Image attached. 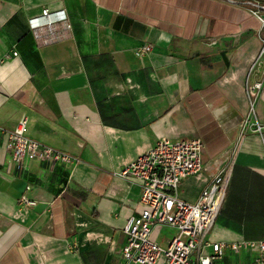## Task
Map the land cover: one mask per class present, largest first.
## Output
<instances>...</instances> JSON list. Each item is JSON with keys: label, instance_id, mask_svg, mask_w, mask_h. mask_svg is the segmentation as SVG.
<instances>
[{"label": "crops", "instance_id": "obj_1", "mask_svg": "<svg viewBox=\"0 0 264 264\" xmlns=\"http://www.w3.org/2000/svg\"><path fill=\"white\" fill-rule=\"evenodd\" d=\"M46 8L67 20L33 28ZM263 46L264 24L242 2L0 0V264H129L124 227L141 189L118 172L163 137L204 144L181 199L196 202L218 171L229 175L205 236L229 245L216 264H256L258 250L230 245L264 241V130L241 132L253 101L264 124ZM22 115L28 137L78 161L32 159L19 174L6 144ZM27 184L35 206L20 203ZM173 234L162 226L151 237Z\"/></svg>", "mask_w": 264, "mask_h": 264}, {"label": "built area", "instance_id": "obj_2", "mask_svg": "<svg viewBox=\"0 0 264 264\" xmlns=\"http://www.w3.org/2000/svg\"><path fill=\"white\" fill-rule=\"evenodd\" d=\"M231 3L247 5L251 12L264 24V4L255 0H227ZM67 20L63 11L44 9L41 15L30 19L33 28L51 26ZM69 26V24H68ZM148 43L137 49V55L143 56L152 50ZM17 55V52H14ZM264 54V46L260 56ZM262 82L251 87V94L257 96ZM254 101L249 114L243 119L241 132L247 130L262 132L264 124L254 122ZM28 117L22 115L14 129L9 131L7 150L10 162L21 175L28 171V160L36 159L51 166L74 164L78 158L68 152L44 144L26 135ZM3 128L0 127V132ZM203 141L199 137L172 140L161 138L152 148L139 154L128 162L118 175L141 189L142 209L137 215H131L124 227L126 243L123 257L129 264H216L229 247L224 242H205L206 234L214 226L223 203L229 175L221 169L202 190L196 202H187L179 196L181 182L203 169ZM32 189L27 184L20 197L23 206H35L36 200L29 197ZM169 226L174 234L166 244L152 239L154 229ZM241 246L258 250L256 264H264V241H245L232 243L230 248L237 250ZM210 247L211 251H207Z\"/></svg>", "mask_w": 264, "mask_h": 264}, {"label": "rangeland", "instance_id": "obj_3", "mask_svg": "<svg viewBox=\"0 0 264 264\" xmlns=\"http://www.w3.org/2000/svg\"><path fill=\"white\" fill-rule=\"evenodd\" d=\"M26 134H27V130H26Z\"/></svg>", "mask_w": 264, "mask_h": 264}]
</instances>
